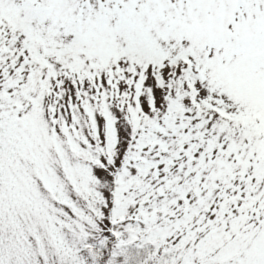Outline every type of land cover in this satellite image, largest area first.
Returning a JSON list of instances; mask_svg holds the SVG:
<instances>
[{"label": "snow or ice", "instance_id": "obj_1", "mask_svg": "<svg viewBox=\"0 0 264 264\" xmlns=\"http://www.w3.org/2000/svg\"><path fill=\"white\" fill-rule=\"evenodd\" d=\"M0 264H264V0H0Z\"/></svg>", "mask_w": 264, "mask_h": 264}]
</instances>
